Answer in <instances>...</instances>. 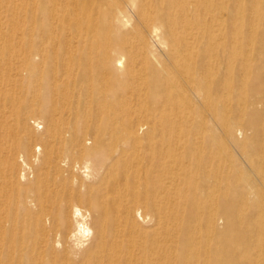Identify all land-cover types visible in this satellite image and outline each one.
<instances>
[{
	"label": "bare ground",
	"instance_id": "1",
	"mask_svg": "<svg viewBox=\"0 0 264 264\" xmlns=\"http://www.w3.org/2000/svg\"><path fill=\"white\" fill-rule=\"evenodd\" d=\"M26 7L27 38L0 40L19 129L0 135V264H264V0ZM42 150L20 183L13 156Z\"/></svg>",
	"mask_w": 264,
	"mask_h": 264
},
{
	"label": "rangeland",
	"instance_id": "2",
	"mask_svg": "<svg viewBox=\"0 0 264 264\" xmlns=\"http://www.w3.org/2000/svg\"><path fill=\"white\" fill-rule=\"evenodd\" d=\"M26 0H0V40L3 41H7V40H23L24 38H27V33L30 26V22L28 21V16H29V12L26 11ZM252 15L253 17H259L260 16V12L253 10L252 11ZM38 25V24H37ZM119 35H113V37H118ZM112 35L109 37L111 39H113ZM106 40V39H105ZM251 40V39H250ZM249 41H245V42H250ZM244 42V43H245ZM243 43V44H244ZM264 46V44H263ZM128 58H125V62L127 64L128 62ZM22 62V61H21ZM3 71L5 72L6 78L9 79L10 82V86H5V80H3V78H0V96L1 95H5L6 98H3L2 100H0V113L3 114L5 111L7 112H12L14 110V105L11 102V98L13 97V93L16 94V91L14 90V86L17 83L16 82V74L13 71V68H4ZM44 79H47V74L45 73L43 75ZM25 78H27V76L25 75ZM7 81V80H6ZM28 79H26L24 81V83L22 84L25 88H23V94L22 95H31L32 94V85H30V83L28 82ZM2 98V97H0ZM244 98L241 99L240 101L243 102ZM17 108L19 110H29L28 107L19 105L17 106ZM45 119V117L36 114L33 117L34 121H39L38 123H42L41 121H43ZM170 121H166L165 122V127H169L170 126ZM173 123V121L171 122V124ZM174 124V123H173ZM212 127L214 126V123L211 124ZM33 126V124H32ZM42 127V125H41ZM13 129V130H18V125H17V119L16 117L11 116V114H8L7 116H1L0 119V135H6V132H9V129ZM176 131H175V135L176 136H186L189 134H194L198 131H200L199 135L200 137H203V139L207 138L208 141H210L211 138V134L209 132L206 131V129H200L197 131L196 127L194 126L193 123H187L185 125H177L176 126ZM214 128L217 131V136H218V140H219V145H220V153H222L223 155L226 153L227 151V146L228 143L227 141L224 139V134L221 131V126L220 125H215ZM10 129V130H11ZM203 130V131H202ZM6 148V147H4ZM231 149V148H229ZM219 152V151H218ZM235 153L233 152V155ZM20 155H23L24 157L21 158L19 157ZM38 155V157H37ZM232 155V156H233ZM235 156V155H234ZM37 160V161H36ZM228 161H230V165H229V171H234L236 167L233 166L232 163H234V161H238L239 158L235 157H228L227 158ZM226 160V161H227ZM13 162H15L17 164V173H16V179L18 181H20V183L24 184V185H28L31 184L32 182L35 181V179L38 176V173L42 170V165L44 162V152L42 150V152L39 154L37 152H33L32 154H28V153H17L13 156ZM27 165L28 168L25 167V164ZM5 164L4 162L0 159V168H2V170L4 169ZM29 168L31 170H29ZM5 172V171H4ZM3 172V173H4ZM25 174V178H21V173ZM33 174V175H32ZM32 176V177H31ZM31 177V178H30ZM34 180V181H33ZM49 178L48 176H46L43 181L46 182L45 184H48L49 182ZM7 185L6 183H4L3 181H0V186H4ZM16 196V195H15ZM37 196L36 192L33 191H28L23 197L27 198V201L29 202V200H31L33 197ZM13 197V193H10V196H5L3 198H0V204H7V202L10 201V198ZM12 201V200H11ZM10 207H13V205H11V203L9 204ZM222 226H225L224 224H222ZM221 226V227H222ZM208 229V227H206ZM222 231L225 234V236H229V235H234L237 233V231L235 230H231L230 226H225L222 227ZM243 243V242H242ZM242 243H238L237 245H233V247L235 248L234 250L240 249L238 251H240V253L242 252V250H246V248L244 247V245H242Z\"/></svg>",
	"mask_w": 264,
	"mask_h": 264
}]
</instances>
